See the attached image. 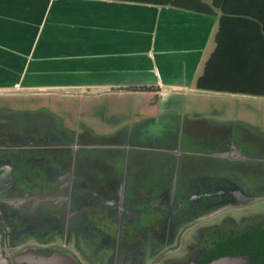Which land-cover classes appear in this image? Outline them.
I'll return each mask as SVG.
<instances>
[{
  "label": "flooded vegetation",
  "instance_id": "flooded-vegetation-1",
  "mask_svg": "<svg viewBox=\"0 0 264 264\" xmlns=\"http://www.w3.org/2000/svg\"><path fill=\"white\" fill-rule=\"evenodd\" d=\"M16 115L12 123L21 124ZM52 136L0 132V264H84L73 239L97 244V264H264L261 215L203 224L211 214L264 201V141L210 144L203 149L210 161L182 165L171 159L176 148L158 147L163 157L150 166H170L178 184L169 185L143 170L124 182L73 170L68 154L45 153L57 145ZM239 170L244 184L233 178ZM197 227L186 256L171 259Z\"/></svg>",
  "mask_w": 264,
  "mask_h": 264
},
{
  "label": "crops",
  "instance_id": "crops-1",
  "mask_svg": "<svg viewBox=\"0 0 264 264\" xmlns=\"http://www.w3.org/2000/svg\"><path fill=\"white\" fill-rule=\"evenodd\" d=\"M220 16L122 0H0V92L233 94L197 88Z\"/></svg>",
  "mask_w": 264,
  "mask_h": 264
},
{
  "label": "rangeland",
  "instance_id": "rangeland-1",
  "mask_svg": "<svg viewBox=\"0 0 264 264\" xmlns=\"http://www.w3.org/2000/svg\"><path fill=\"white\" fill-rule=\"evenodd\" d=\"M24 86V90L20 84L0 92V132L21 137L53 131L51 140L62 147L56 145L45 153L53 157L68 154L71 169L82 173H107L124 182L143 170L155 180L159 175L166 184L175 185L178 178L172 174L170 166L164 169H158L160 164H154V168L150 166L152 161L163 157L158 147L164 151L176 148V155L171 159L182 165L184 161L186 164L196 160L210 161L203 152L210 144L229 143L231 138L238 142L264 141V97L167 92L164 96L135 93L110 98L80 92H55L49 88L40 93L34 92L40 88L29 89L34 85ZM105 105L112 114L104 119ZM14 114L22 119L21 124L12 123ZM212 160L225 166L219 159ZM227 166L229 168V164ZM234 172V180L244 184L241 170ZM259 215L264 217V201L211 214L203 224L234 222L239 225ZM190 231L171 259L186 256L192 240L198 236L199 227ZM76 241L70 240L69 246L80 261L97 264V244L90 240ZM154 250L153 257L157 252Z\"/></svg>",
  "mask_w": 264,
  "mask_h": 264
},
{
  "label": "trees",
  "instance_id": "trees-1",
  "mask_svg": "<svg viewBox=\"0 0 264 264\" xmlns=\"http://www.w3.org/2000/svg\"><path fill=\"white\" fill-rule=\"evenodd\" d=\"M221 13L217 46L197 82L199 90L264 97V0H122Z\"/></svg>",
  "mask_w": 264,
  "mask_h": 264
},
{
  "label": "water",
  "instance_id": "water-1",
  "mask_svg": "<svg viewBox=\"0 0 264 264\" xmlns=\"http://www.w3.org/2000/svg\"><path fill=\"white\" fill-rule=\"evenodd\" d=\"M233 260H234L233 258H229V263L233 262Z\"/></svg>",
  "mask_w": 264,
  "mask_h": 264
}]
</instances>
